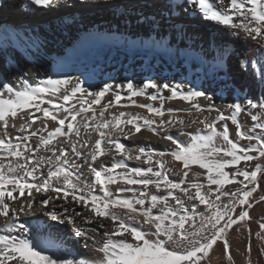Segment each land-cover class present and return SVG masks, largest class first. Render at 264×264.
Listing matches in <instances>:
<instances>
[{
    "label": "snow or ice",
    "instance_id": "1",
    "mask_svg": "<svg viewBox=\"0 0 264 264\" xmlns=\"http://www.w3.org/2000/svg\"><path fill=\"white\" fill-rule=\"evenodd\" d=\"M62 2L67 3V0H28L30 5L43 10H50ZM86 2L80 0L81 4ZM188 2L198 9L205 21L233 30L232 35L242 34L245 40L255 41L264 48V0ZM260 82L264 84V66L261 67ZM21 84L19 89L6 82L0 85L7 93V98L0 93V128L4 130L0 134V217L4 218L0 228V264H88L85 260L56 256L52 249L59 250L63 240L53 238L51 232L42 239L37 234L40 227L37 222L30 224L20 220L21 213L28 215L25 208H33L37 195L46 197L39 201L42 208L47 209L51 203V210L44 214L52 221L72 225L74 235L83 238L85 247H89L88 240H92L95 251L102 254L96 264H202L218 241H223L224 253L229 261L232 260L227 255L228 231L234 225L243 226V222L250 219V198L260 186L259 180H264V99L254 102L245 97L247 109H258L260 115L251 114L253 129L244 131L238 118L242 113L247 114L245 103L225 105L229 111L225 114L213 103V96L193 88L184 90L180 84L146 82L143 87H134L128 82L122 86L130 93L128 99L146 96L149 100H160V108L137 105L146 108L150 117H164V100L184 101L196 113H217L213 120L192 121L203 125L204 133L181 131L182 135H189L185 143L170 134L160 136V129L165 126L180 125L183 129V119L157 121L125 112L106 118L108 108L122 99L114 93V99L107 104L100 103L110 92V85L89 91L79 80L73 84L71 79L53 78L42 80L36 86L26 81ZM147 89H156V94H148ZM163 90L170 95H160ZM201 98L208 101L206 107L199 103ZM60 99L63 103L56 102ZM74 99L79 107L77 104L68 106ZM93 105H100L98 116ZM38 121L40 126L34 127ZM218 121H231L238 140L249 143L244 146L230 138L227 124L223 125L222 131L218 130ZM49 122L54 127L50 128ZM10 127L29 134L14 136L8 131ZM142 128L170 141L175 147L160 152L141 147L138 154H134L113 136L135 137ZM255 129H259L260 134H256ZM93 133L98 138L93 139ZM33 138H37L34 144ZM110 152L123 160L113 159L111 167H104V162L100 161V170L89 164V160L95 163ZM166 156L179 165L181 179L178 182H173L167 175L171 169H166L163 159ZM132 159L142 160L150 166L146 170L130 169L124 161ZM80 160L83 163H78ZM251 161H258L253 170L240 167L242 162ZM85 166L91 179L82 171ZM193 166L205 170L206 184L197 182L202 174ZM232 184L238 185L236 190H224L226 185ZM113 185L118 187L113 189ZM133 186H139V190ZM124 193H131V197L123 196ZM222 197L227 201H222ZM69 198L89 215L55 203L63 200L68 205ZM185 200L192 203L186 205ZM260 201H264V195L257 203ZM14 202L18 207L11 206ZM77 217L84 225L92 227L80 226ZM48 227L51 229L52 226ZM99 229H104L99 238L88 235L89 232L98 233ZM255 236L260 241L261 254H264V222L259 223Z\"/></svg>",
    "mask_w": 264,
    "mask_h": 264
},
{
    "label": "bare ground",
    "instance_id": "2",
    "mask_svg": "<svg viewBox=\"0 0 264 264\" xmlns=\"http://www.w3.org/2000/svg\"><path fill=\"white\" fill-rule=\"evenodd\" d=\"M21 3L22 0H19L17 3L0 7V85L6 82L8 86L19 89L22 87L21 81L36 86L48 78L71 79L73 84L79 80L83 86L89 88V91H96L107 84L112 87L100 103L107 104L109 100L114 99V93L121 95L122 99L119 104H113L108 108L106 118L110 119L112 114L125 112L157 121L169 118L183 119L185 121L183 129L180 125L165 126L160 129V136L170 134L185 143L188 142L189 135H182L181 131L196 134L199 130L204 133L203 125L192 121L205 118L213 120L217 113L207 111L196 113L195 109H191L190 104L184 101L164 100L162 109L165 112L164 117H150L146 108L137 105L160 108V100H149L146 96L128 99L130 93L122 86L128 82L134 87H143L146 82L180 84L184 90L193 88L213 96V103L225 114H229L225 107L229 103H245V97L253 99L254 102L264 99V84L260 82L261 67L264 66V48L255 41L245 40L242 34L232 35L233 30L205 21L198 9L188 0H147V3L145 0H87L84 4H81L80 0H67V3L62 2L50 10L38 9L32 5L21 8ZM97 65L106 68L105 75L108 74L109 77L107 80L98 79L95 67ZM95 81L100 83L96 84ZM0 93L7 98V93H4L2 87ZM147 93L156 94V89H147ZM160 95L168 96L170 93L163 90ZM56 102L63 103V100ZM199 103L206 107L208 101L201 98ZM71 104H77L79 107L75 99L70 101L68 106ZM93 107L98 116L100 105ZM245 108L247 114L242 113L238 119L242 124V130L248 131L253 129L251 114L260 115V111L247 109L246 103ZM169 109L174 111L170 113ZM217 124L220 131L223 130V125L227 124L230 138L241 145L246 146L249 143L238 140L235 136V126L231 121H218ZM39 126L38 121L34 127ZM49 127H54L52 122H49ZM3 131L0 128V134ZM8 131L14 136L29 134L11 127ZM125 131H128V128ZM255 133L260 134L259 129H255ZM83 135L82 132V137ZM113 136L134 154H138L141 147L155 152L169 151L175 147L170 141L154 136L146 128H142L135 137L130 136L127 139L123 135ZM92 138L98 137L93 133ZM36 139L33 138V144ZM113 159L120 161L123 157L110 152L95 163L89 160V164L100 170V161L104 162V167H111ZM163 159L166 161V169H171L167 171L168 177L173 182H178L181 179L178 163L172 162L170 156ZM124 162L130 169L146 170L150 166L144 164L142 160L132 159ZM78 163H83V160ZM256 163L258 161L242 162L240 167L253 170ZM193 167L196 172L202 174L197 182L206 184L205 170ZM82 171L91 179L87 166ZM259 184L257 191L250 198L252 202V208L248 209L250 219L243 222V226L234 225L228 231L227 255L231 256L232 260L229 261L224 253L223 241H218L202 264H264L260 241L255 236V232L259 230V223L264 222V201L257 203L259 197L264 195V180H259ZM111 187L114 189L118 186ZM133 187L139 190V186ZM237 187L236 184L226 185L224 190L234 191ZM151 190L155 192L154 188ZM122 195L131 197V193ZM44 198L46 197L37 195L33 201V208L30 210L25 208L28 215L21 213L20 220L30 224L37 222L40 225L37 234L42 239L47 238L49 232L58 241L62 239L63 244L59 246V250L52 249L56 256L96 264V261L102 258V254L95 251L96 245L89 239V247H85L83 238L74 235L72 225L67 223L60 225L46 216L45 211L51 210L52 205L50 203L47 209L42 208L39 201ZM221 199L227 201L226 197ZM55 203L75 208L85 216L89 215L82 206L72 203L70 198L68 205H65L63 200H57ZM171 203L175 206L174 201ZM185 203L190 205L192 202L185 200ZM11 206L18 207V204L14 202ZM198 207L202 209L203 205ZM57 210L62 211V208ZM3 221L4 218L0 217V228L3 227ZM76 222L84 228L92 227L84 225L79 217L76 218ZM49 225L52 226L51 229ZM31 227L35 228L36 225ZM103 232L104 229H99L98 233L89 232L88 235L99 238Z\"/></svg>",
    "mask_w": 264,
    "mask_h": 264
},
{
    "label": "rangeland",
    "instance_id": "3",
    "mask_svg": "<svg viewBox=\"0 0 264 264\" xmlns=\"http://www.w3.org/2000/svg\"><path fill=\"white\" fill-rule=\"evenodd\" d=\"M96 67V70L98 71V79H101V80H107L109 77H108V74H106V68L105 67H100L99 65L95 66ZM104 73V74H103ZM96 84L100 83V81H95Z\"/></svg>",
    "mask_w": 264,
    "mask_h": 264
}]
</instances>
